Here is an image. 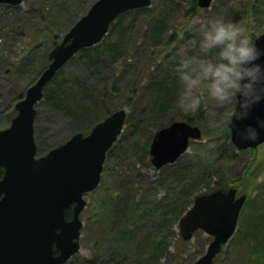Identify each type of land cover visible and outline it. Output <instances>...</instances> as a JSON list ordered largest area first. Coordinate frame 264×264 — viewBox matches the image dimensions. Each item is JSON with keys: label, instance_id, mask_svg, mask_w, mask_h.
<instances>
[{"label": "rangeland", "instance_id": "374dc122", "mask_svg": "<svg viewBox=\"0 0 264 264\" xmlns=\"http://www.w3.org/2000/svg\"><path fill=\"white\" fill-rule=\"evenodd\" d=\"M95 1L23 0L18 5L1 6L0 129L11 123L17 113L16 103L50 64V50ZM256 2L213 0L209 7H200L198 0L196 4L194 0H152L146 11L128 16V33L119 36L109 31L93 45L90 55L78 52L44 88V97L36 104L39 155L78 131L90 132L117 109H125L129 116L107 156L100 184L85 194L80 250L66 264H92L89 259L100 255L107 246L118 247V259L137 255L135 264L193 262L206 252L213 237L201 229L191 240H184L179 212L183 206L188 209L198 194L222 179L247 198L237 230L217 256L216 264H264V225L262 221L250 222V217L264 214V143L238 150L227 127L213 123L214 114L221 109L210 105L203 126L208 135L192 139L189 149L175 163L157 169L139 159L148 141L149 150L153 134L173 118H179L174 98L157 112L160 88L154 80L165 62L174 79L169 84L176 93L171 57L183 43L181 33L187 38L192 35L190 25L222 16L239 22L251 37H256L264 30V2L255 8ZM162 21L166 23L161 35L158 26ZM42 33L45 38L40 36ZM50 87L56 89L63 102L47 97ZM77 103L84 110L75 117ZM151 192L166 205L163 210L167 214L162 218L150 217L142 207L134 209L133 201L149 197ZM155 223H167L162 228L166 248L158 259L154 252V256L148 255L156 238ZM256 224L259 230L254 236ZM249 228L251 233L246 239L244 230Z\"/></svg>", "mask_w": 264, "mask_h": 264}, {"label": "water", "instance_id": "95a60500", "mask_svg": "<svg viewBox=\"0 0 264 264\" xmlns=\"http://www.w3.org/2000/svg\"><path fill=\"white\" fill-rule=\"evenodd\" d=\"M23 0H0L20 4ZM212 0H198L209 7ZM151 0H96L49 52V66L16 103L17 114L0 129V264H64L79 249L86 206L84 194L100 182L107 152L123 130L127 111L117 109L96 123L87 134L77 132L46 154L37 156L34 135L36 103L45 86L77 52L99 43L111 22L129 10L149 6ZM264 44V30L255 38ZM257 112H264V105ZM255 115V114H254ZM254 122V121H253ZM231 140L239 150L264 142L243 140L229 125ZM202 136L198 125L176 120L158 129L150 143L155 168L175 162L189 148L190 140ZM237 187L202 193L179 221L181 236L190 240L195 231L213 236L206 252L188 264H216L215 258L233 236L247 195ZM73 205L71 218L67 208Z\"/></svg>", "mask_w": 264, "mask_h": 264}, {"label": "clouds", "instance_id": "9594fccd", "mask_svg": "<svg viewBox=\"0 0 264 264\" xmlns=\"http://www.w3.org/2000/svg\"><path fill=\"white\" fill-rule=\"evenodd\" d=\"M189 29L192 35L181 33L183 43L171 57L177 111L191 114L205 104L217 106L215 126L231 125L241 139L257 140L264 133V112L256 111L264 105V44L222 16Z\"/></svg>", "mask_w": 264, "mask_h": 264}, {"label": "trees", "instance_id": "16d2710c", "mask_svg": "<svg viewBox=\"0 0 264 264\" xmlns=\"http://www.w3.org/2000/svg\"><path fill=\"white\" fill-rule=\"evenodd\" d=\"M262 2H264V0H257V2L255 3L256 4L255 8L262 7ZM194 3L196 4V0H194ZM148 8L149 7L134 9V10H130V11H127V12L121 14L115 21H113L111 23L109 31L114 32V33L118 34L119 36H122V34L124 35V33H128L127 23H126V19L128 18V16L130 14H134V13H137V14L142 13V12L146 11ZM165 23H166L165 21H162V22H160V25L158 26L159 29H162L161 35L163 33V29L165 28ZM40 36H42L44 38L46 37L45 33L40 34ZM252 38L255 39L254 36ZM94 47L95 46H90V47L84 48L83 50H81V52L84 55H90V53L93 51ZM121 47H123V45H121ZM166 63L168 64V62H166ZM167 67L168 66L165 65V62H164L162 64V66L158 69L159 71L157 70L158 73H156V76H155L156 79L154 80L155 84L157 83L158 87L160 88V94H159V98L157 99V104H156V105H158L157 112H161L168 105H170V103L173 101V98L175 96L174 88L172 86H170V84H169V80H171L172 78L170 77L171 76L170 70ZM172 81H174V79H172ZM46 94H47V97L53 98L55 100V102H58V103L63 102V98L61 96H59L58 92L53 87L48 88ZM209 106L210 105L205 104L204 107L196 113L184 114V113L179 112V118H177V119L173 118L168 123H170L174 120H185V121H188L189 123H191L193 125H199L203 129V126L206 123V112H207ZM83 110H84V108L80 107L79 103H77V111H76V109L74 110L75 111L74 116L75 117L79 116L80 115L79 112H81ZM128 118H129V116L127 115L126 123L129 121ZM226 127H227L226 128L227 134L230 137V128L228 125ZM204 129H203V135L207 136L208 132H206ZM152 137H151V139H152ZM116 142L112 146V148L109 150L108 154L113 149V147L116 145ZM148 142L146 145V149L142 151L139 159L146 166H151L152 163H151L150 153H149V150L147 148ZM3 173H4V170H3V168L0 167V178L3 176ZM175 184L176 183L174 181H172L171 185L175 186ZM228 187L229 186L226 185L222 179L221 181H217L215 185L209 186L206 191L209 192V191H213L216 189H227ZM152 193L153 192L149 193V197H142L138 201H133L135 204L134 209L138 210L140 207H142L149 213L150 217L162 218L163 216H165L167 214V211L163 210V205H164L163 200H162V198L158 199L156 194H152ZM134 198H136V197H134ZM164 206H166V205H164ZM185 210H186V208H185V206H183V208L179 212V217H181V215L184 213ZM66 215L68 218H70L72 216V206L68 207V209L66 211ZM250 219H252V220H250V222L251 221H259V222L262 221L263 225H264V214L258 215L256 218L250 217ZM163 227H167V223H155L153 225L156 238H155L154 243L150 247V251L148 252V255L150 254V255L154 256V253H156L157 256L155 257V259H158L161 256L160 251H162V249L164 250L166 248V246L164 245L165 232L162 231ZM258 230H259V228L256 224V227L254 229V233L252 232V235L256 236L258 234L257 233ZM250 233H251L250 228L244 230V234H245L244 237L247 239ZM162 235H164V236H162ZM181 241H183V240H181ZM162 244H163V246L159 249V247ZM117 248L118 247L112 248V247L107 246L103 251L100 250V255L97 254L92 259H89V260L91 261L92 264H135V262H136L135 259H137V255H135V257H128L127 255H123L118 259L117 256L115 255ZM112 250H113V253H112ZM151 251H152V253H150ZM127 259H131V260L127 261ZM139 259H141V257ZM121 260H125L126 263L125 262L121 263ZM146 262L145 263L143 262L141 264H148ZM88 263H90V262L88 261Z\"/></svg>", "mask_w": 264, "mask_h": 264}, {"label": "flooded vegetation", "instance_id": "af4514ba", "mask_svg": "<svg viewBox=\"0 0 264 264\" xmlns=\"http://www.w3.org/2000/svg\"><path fill=\"white\" fill-rule=\"evenodd\" d=\"M4 170V169H3ZM4 174V173H3ZM226 190V189H225Z\"/></svg>", "mask_w": 264, "mask_h": 264}]
</instances>
